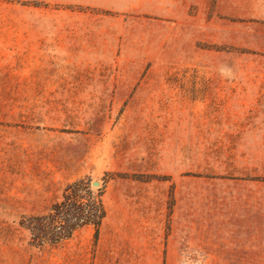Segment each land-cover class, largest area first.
Wrapping results in <instances>:
<instances>
[{
	"label": "crops",
	"instance_id": "obj_1",
	"mask_svg": "<svg viewBox=\"0 0 264 264\" xmlns=\"http://www.w3.org/2000/svg\"><path fill=\"white\" fill-rule=\"evenodd\" d=\"M146 1L157 5L167 21H209L204 13L209 0ZM35 3L66 9L119 4L0 0V178H6V120L22 108L23 88L38 83L31 75L38 67L32 56L56 48L54 33L38 30L39 17L32 12L41 5ZM214 6L245 33L248 21L264 22V0H217ZM192 8L196 13H190ZM70 46L69 37L59 44L68 50ZM244 66L238 63L242 72ZM256 72L254 77L167 78L139 85L135 97L150 96L168 107L138 112L136 121L116 127L110 167L118 174L160 178L116 177L107 183L106 216L93 258L86 264L264 261V68ZM172 188L174 207L169 214ZM94 234L95 229L86 226L56 246L71 248L76 237L80 247L89 246Z\"/></svg>",
	"mask_w": 264,
	"mask_h": 264
},
{
	"label": "rangeland",
	"instance_id": "obj_2",
	"mask_svg": "<svg viewBox=\"0 0 264 264\" xmlns=\"http://www.w3.org/2000/svg\"><path fill=\"white\" fill-rule=\"evenodd\" d=\"M116 1L117 6L82 9L41 5L32 12L39 17L40 32L54 33L56 48L32 56V64L38 67L31 75L38 83L23 88L22 108L6 120L0 264L91 262L96 242L80 247V237H76L71 248L68 244L34 247L20 221L47 214L62 199L67 185L82 179L90 181V189L97 192L105 191L116 177L160 178L118 174L110 167L116 127L136 121L138 112L168 107L150 96L135 97L144 80L254 77L257 69L264 68V52L245 47L264 49V22L248 21L245 33L238 22H229L231 17L215 12L217 0H209L204 9L208 22L167 21L157 5H148L150 1L129 0L134 6ZM194 11L197 8L190 13ZM66 37L71 42L69 50L59 47ZM239 62L246 66L243 72ZM95 181L100 186H93ZM172 194L173 188L169 214L174 207L173 197L169 209Z\"/></svg>",
	"mask_w": 264,
	"mask_h": 264
},
{
	"label": "trees",
	"instance_id": "obj_3",
	"mask_svg": "<svg viewBox=\"0 0 264 264\" xmlns=\"http://www.w3.org/2000/svg\"><path fill=\"white\" fill-rule=\"evenodd\" d=\"M35 5H41L35 3ZM78 9H82L78 7ZM149 180L151 177H137ZM90 181L82 179L65 188L62 199L53 204L49 212L41 216L23 217L22 227L31 234L30 244L34 247L56 246L73 237L86 226L95 229L94 242L99 239L100 227L106 216L103 204L104 189L93 192ZM169 209H172L173 194Z\"/></svg>",
	"mask_w": 264,
	"mask_h": 264
},
{
	"label": "water",
	"instance_id": "obj_4",
	"mask_svg": "<svg viewBox=\"0 0 264 264\" xmlns=\"http://www.w3.org/2000/svg\"><path fill=\"white\" fill-rule=\"evenodd\" d=\"M92 185H93V186H100V182H97V181L92 182Z\"/></svg>",
	"mask_w": 264,
	"mask_h": 264
}]
</instances>
